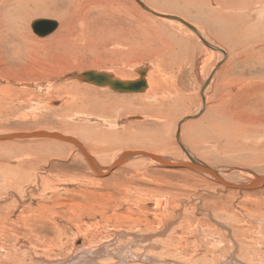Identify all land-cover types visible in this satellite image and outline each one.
I'll return each mask as SVG.
<instances>
[{
	"label": "rangeland",
	"instance_id": "374dc122",
	"mask_svg": "<svg viewBox=\"0 0 264 264\" xmlns=\"http://www.w3.org/2000/svg\"><path fill=\"white\" fill-rule=\"evenodd\" d=\"M92 1L79 0V6L76 4L71 15L75 24L78 17L83 18L78 19L79 24L84 20L95 2H105L108 8L111 4L110 0ZM121 1L123 5L125 0ZM143 2L148 6V0ZM49 4L47 0H0V29L8 28L0 42L1 133L43 130L72 136L105 168L127 150L184 160L187 157L175 138L178 124L201 111V93L213 77L204 114L182 124L184 145L200 162L234 171L238 182L264 173V72L250 65L245 42L238 50L229 51L225 59L218 58L187 29L152 16L136 0H127L126 6L136 8V29H123L122 46L114 42L101 47L93 42L96 35L92 31L88 44L82 38L83 29H64L65 20L57 16L33 14L36 8ZM169 9L161 5L156 11L182 13ZM82 10L87 11L83 14ZM192 13L190 16L196 18ZM90 16H95L94 10ZM24 18L26 29H19L18 23ZM38 18L57 20L62 26L39 38L30 27ZM146 18L173 31H150L144 24ZM15 25L44 46L23 49L9 30L16 29ZM204 31L210 42L220 45ZM145 67L150 68L151 88L142 94H118L89 84H73L72 80L85 71H108L123 79H135L136 70ZM70 87L75 93L67 90ZM198 121L201 128L193 136L188 127ZM127 136L149 143L133 146ZM0 144V264L12 257L17 264H40L39 257L67 262L74 255L72 251L82 248L100 257V252L92 250L95 246L106 252L104 259L100 258L103 264H264V219L254 216L264 213V186L249 192L225 190L198 172L167 169L144 159L129 161L97 177L75 147L65 143L27 140ZM241 169H250V173ZM233 223L244 234H237ZM136 254L141 257L135 258ZM192 258L195 261H190Z\"/></svg>",
	"mask_w": 264,
	"mask_h": 264
},
{
	"label": "bare ground",
	"instance_id": "6f19581e",
	"mask_svg": "<svg viewBox=\"0 0 264 264\" xmlns=\"http://www.w3.org/2000/svg\"><path fill=\"white\" fill-rule=\"evenodd\" d=\"M22 1V0H21ZM50 2V4L48 6L45 5V8H41L39 7V9L36 8L35 11H33V14H49V15H54L57 16L59 18L65 20V27H63L64 29H83V31H80L82 33V38L84 39V41H86V43L88 41H91V35L89 34L90 31H92L94 33V35H96L94 37L93 42L97 43L96 46H104L109 44V43H113V45L117 46L121 44L125 43V39L123 37V29H129L131 31H133L134 29H136V24H138L136 21V8L134 6L132 7H128L126 6L125 2L127 0L124 1V4L122 5V1L121 0H110V7L108 8L105 7L104 4H107L104 2L100 3V1L95 2L94 7L91 8L90 10H88V12L85 13V11H83L82 13L84 14V20L79 24V21H81L83 18L82 17H78L77 22L79 24V27H77L78 24H75L74 20H72L75 12L73 11V9H76V4L79 2V0H47ZM82 1V0H81ZM88 1V0H87ZM92 1V0H91ZM95 0H93L92 2H94ZM138 2V4L140 5L141 9H143L144 11L150 13L152 16H155L157 18H161V19H166L169 22H174L177 23L179 26H181L184 29H187L189 33L193 34L201 43L204 47H206L207 49L211 50L213 53L215 52V54L218 56V58H222L225 59L228 56L229 51L231 52L233 49L237 48L240 43L243 41L245 42V45L247 47V51H248V58H250L249 62L250 65H254L255 69H258L260 72H264V0H148L149 4L148 6L143 2V0H136ZM43 5V2H41ZM82 3V2H81ZM91 3V2H90ZM159 3V4H158ZM86 4V2L84 3ZM165 7V9L170 10L169 8L176 10V12L178 10L182 11V13H179L180 15H170V14H166V13H160L156 10H159L161 8V5ZM36 5V4H35ZM91 5V4H90ZM108 5V4H107ZM135 5V4H134ZM39 6V4H38ZM41 6V5H40ZM77 6H79L77 4ZM92 6V5H91ZM90 6V7H91ZM179 7V9H178ZM1 8V7H0ZM86 9V7H84ZM89 8V6H88ZM108 8V9H106ZM135 8V9H134ZM31 10V9H30ZM95 13V16H90V13L93 12ZM26 11V10H25ZM29 11V10H28ZM164 11V10H163ZM81 12V11H79ZM191 12L197 14L196 18H193V16L191 17ZM74 13V14H72ZM77 13V12H76ZM142 12H140L141 14ZM192 13V14H193ZM32 14V13H31ZM82 14V16H83ZM178 14V12H177ZM25 15L30 16V12H25ZM72 15V17H71ZM93 15V14H92ZM146 15V14H145ZM80 16V15H79ZM148 16V15H147ZM76 17V18H77ZM91 17V18H90ZM149 17V16H148ZM22 18V17H21ZM53 18V17H52ZM82 18V19H81ZM138 18V17H137ZM23 19V18H22ZM25 21L20 20L21 23H18V27H20L19 29H26V24H27V19L24 18ZM143 19V18H142ZM13 20V19H12ZM16 20V19H15ZM37 20H47V21H52L55 25V27L52 26V28L54 29L53 31H51V33L45 34L43 36H41V30L39 29V27L37 25H34V21ZM19 21V20H17ZM140 21V19L138 20ZM3 22V21H2ZM1 22V23H2ZM16 23V24H17ZM140 24V23H139ZM144 24L147 27V29H149L151 31V29L154 30H160L163 31L162 29H167L166 31H168L169 28L171 27H166L163 23L162 24H157V22H155L154 20H152L150 18V20L148 18H146L144 20ZM14 25V24H13ZM16 26V25H15ZM41 27V25H39ZM60 26V23L57 20H52V19H43V18H38L33 20L30 23V27L33 30L34 34L39 37V38H44L47 37L49 35H51L53 32H55ZM144 26V25H141ZM171 26V23L168 25ZM1 27V26H0ZM139 27V26H138ZM62 28V27H61ZM175 28V27H174ZM8 29V28H7ZM7 29H0V42H2L4 40V35L5 32H7ZM17 29H10L9 30L13 32L15 39H18L20 42V45H22L24 48L23 49H27L30 47H37L38 45H41L42 42H36V40L30 38L26 33H24V31ZM42 29V28H41ZM139 29V28H138ZM145 29V27H144ZM203 29H205L206 31L210 32L211 36L213 38H215L214 40L220 42L219 44H215L213 42H210L206 37H205V33L203 34L202 31H204ZM126 30V31H127ZM128 30V31H129ZM142 30V28L140 29ZM64 31V30H63ZM74 31V30H73ZM125 31V32H126ZM138 31V30H137ZM135 31V32H137ZM157 31V32H158ZM169 31H173L170 30ZM204 31V32H206ZM83 32H87L85 34H87L88 36H85ZM144 32V31H143ZM147 32V31H146ZM152 32H156V31H152ZM151 32V33H152ZM165 32V30H164ZM186 32V33H188ZM9 33V32H8ZM58 33V32H57ZM75 33V32H74ZM79 33V32H78ZM77 33V34H78ZM133 33V32H132ZM138 33V32H137ZM141 33V32H139ZM166 33V32H165ZM169 33V32H168ZM171 33V32H170ZM169 33V34H170ZM64 34V33H63ZM131 34V33H130ZM134 34V33H133ZM9 35V34H7ZM61 35V34H60ZM59 35V36H60ZM71 35V34H70ZM69 35V39L70 40L72 38V36L70 37ZM81 35V34H79ZM129 35V34H128ZM138 35V34H137ZM163 35V34H162ZM58 36V35H57ZM127 36V35H126ZM132 36V35H131ZM140 36V34H139ZM138 36V37H139ZM155 36V35H154ZM190 36V35H189ZM192 36V35H191ZM66 37V36H65ZM78 37V35H77ZM128 37V36H127ZM135 37V36H134ZM146 37V34H145ZM145 37H143V39H145ZM149 37V36H148ZM147 37V38H148ZM164 37V36H163ZM184 37V36H183ZM8 38V37H7ZM12 38V37H11ZM68 38V36H67ZM66 38V40H67ZM74 38V37H73ZM76 38V37H75ZM137 38V37H136ZM147 38L145 39L146 41H150V39L147 40ZM151 38V37H149ZM169 38V37H168ZM195 38V39H196ZM60 39V38H59ZM77 39V38H76ZM80 39V38H79ZM157 39V38H155ZM183 39V38H182ZM211 39V38H210ZM58 40V39H57ZM56 40V42H58ZM63 40V37L62 39ZM78 40V39H77ZM82 40V39H81ZM130 40V39H129ZM135 41L137 39H134ZM7 41V40H6ZM50 41V40H49ZM55 41V40H54ZM83 41V40H82ZM148 41V42H149ZM55 42V43H56ZM81 42V41H80ZM115 42V44H114ZM131 42V40H130ZM138 42H141L140 40H138ZM172 42V41H171ZM6 43V42H4ZM59 43V42H58ZM66 43V42H65ZM79 43V42H78ZM93 43V44H94ZM164 43V42H163ZM45 44V43H44ZM62 44V43H61ZM61 44H59L58 46H60ZM82 44V43H81ZM85 44V43H84ZM89 44V42H88ZM127 44V42H126ZM150 44V43H149ZM158 44V43H157ZM199 44V43H198ZM53 45V44H52ZM63 45L64 42H63ZM67 45H69L67 43ZM66 45V47H67ZM112 45V46H113ZM140 45V43H139ZM44 46V45H41ZM51 46V45H50ZM125 46V45H124ZM123 46V47H124ZM149 46V45H148ZM54 47V46H53ZM57 47V46H56ZM55 47V48H56ZM61 47V46H60ZM65 47V46H64ZM63 47V48H64ZM65 47V48H66ZM122 47V49H123ZM127 47V46H126ZM136 47H139L136 45ZM141 47V46H140ZM145 47V46H144ZM143 47V48H144ZM168 47V46H167ZM166 47V48H167ZM240 47V46H239ZM238 47V48H239ZM133 49V47H131ZM203 48V47H202ZM237 48V50H238ZM59 49V48H58ZM61 49V48H60ZM121 50V49H120ZM141 50V49H140ZM148 50V49H147ZM152 50V49H151ZM155 50V49H154ZM54 51V50H53ZM107 51V50H106ZM115 51V50H114ZM123 52V50H121ZM126 51V50H125ZM149 51V50H148ZM153 51V50H152ZM3 52V51H2ZM121 52V53H122ZM146 52V51H145ZM153 53V52H152ZM169 53V52H167ZM109 54V53H108ZM118 54V53H117ZM120 54V53H119ZM123 54V53H122ZM146 54V53H145ZM156 54V53H155ZM116 54H114L113 56H115ZM162 55V54H161ZM118 56V55H117ZM116 56V57H117ZM121 58V57H120ZM152 58V57H151ZM157 58V57H156ZM159 58V57H158ZM220 59V60H222ZM168 60V59H167ZM176 61V60H175ZM170 62V61H169ZM181 62V61H180ZM171 63V62H170ZM178 64V63H177ZM177 66V65H175ZM249 67V66H248ZM158 70V69H157ZM217 70V69H216ZM252 70V69H251ZM145 71L146 74L144 76V79L146 81V88L144 90H142L141 92L138 93H121L118 91L113 90L109 85H103V86H98L95 85L93 83L90 82H86L81 78L82 74H86V73H102V74H107L110 75L113 79L115 80H120V81H124V82H128V81H138L141 77H140V72ZM138 77L135 79H123L120 77H117V74H113L112 72H108V71H85V72H81L79 73L74 79V83H80V84H85V85H93L99 88H105V89H109L112 92L118 93V94H142V93H146L150 90L151 88V83L148 80V76H149V72H150V68H139L136 70ZM215 73V72H214ZM258 73V72H257ZM263 74V73H262ZM261 74V75H262ZM117 75V76H116ZM71 80V79H70ZM251 80V79H250ZM253 80V79H252ZM158 81V80H156ZM161 81V80H160ZM209 86L206 85V87L204 86V90L202 91V106H201V111L198 113V115H192L189 116L188 118L184 119L182 122H180L178 124V128L176 130V140L178 141V144L180 146V149L182 151V153H184V155L189 159L185 158L184 160H171V159H167L165 157H161L157 154H153L152 152H147L144 150H127L125 152H121L119 155H116L117 157L113 160V163L110 164L111 166L109 167H103L102 164L99 163L98 160H96V158H94V156L91 155L90 152H88V150H86V147L82 144L81 141L77 140L76 138L72 137V136H67L58 132H53V131H43V130H38V131H32L29 133L26 132H16V133H1L0 132V137L2 136H7V135H14L15 138H21V139H13V140H6V141H2L0 140V142H8V141H27V140H44V141H54V142H62L65 143L67 145L73 146L75 147V149L82 155L83 159L86 161V163L89 166V169L91 170V172L93 173L94 176L97 177H104L107 175V173L110 171V169L115 165H117L118 167L121 166L122 164L129 162V161H133V160H147L148 162H152L155 163L157 165H160V167H166L171 168L172 165H182L185 166V169L194 171V172H198L204 176H207L209 179H211L212 181H214L217 185H219L220 187L224 188L225 190H231V191H238V192H249V191H253L257 188H261L264 186V173L259 174V176H257L255 179L253 180H249V181H241L238 182L237 181V174H235L234 171L232 170H228L227 172L224 170H220L217 168H214L210 165L202 163L200 162V160H197L190 152V150L184 145L183 141H182V124H185L186 121L194 119V118H199L202 114H204L205 109H206V105H207V92L208 90L211 88V84L214 83L213 82V77L209 78ZM155 83V81H154ZM206 83V81H205ZM257 85V84H256ZM2 86V85H1ZM81 86V85H80ZM174 86V85H173ZM76 88V87H75ZM157 89V88H156ZM208 89V90H207ZM3 90V89H2ZM72 91V93L74 92L73 87H70L69 89ZM81 90V89H80ZM86 90V89H85ZM264 90V88H263ZM79 91V89H78ZM92 91V90H91ZM164 91V90H163ZM258 91V90H257ZM8 92V91H7ZM87 92V91H86ZM85 92V93H86ZM75 93V92H74ZM77 93V92H76ZM84 93V94H85ZM91 93V92H90ZM4 94V93H3ZM79 94V93H78ZM83 94V95H84ZM152 94V93H151ZM254 94V93H253ZM92 95V94H91ZM102 95V94H101ZM153 95V94H152ZM72 98H76L77 96L73 97L74 95H70ZM85 96V95H84ZM89 96V95H87ZM86 97V96H85ZM91 97V96H90ZM98 97V96H97ZM103 98V97H102ZM101 98V99H102ZM127 98V97H126ZM201 98V97H200ZM75 99V100H76ZM91 99V98H90ZM100 99V98H99ZM106 99V97H105ZM104 99V100H105ZM108 99V98H107ZM151 99V98H150ZM93 100V99H92ZM176 100V99H175ZM260 100V99H259ZM90 101V100H89ZM146 101V100H145ZM99 102V101H97ZM101 102V101H100ZM99 102V103H100ZM105 102V101H104ZM118 102V101H117ZM140 102V101H139ZM110 103V102H109ZM112 103V102H111ZM58 103H54V105H57ZM104 104V103H103ZM108 104V103H107ZM200 104V103H199ZM97 105V103H96ZM95 104L93 106H96ZM105 105V104H104ZM154 105V104H153ZM91 106V105H90ZM101 105H99L100 107ZM98 107V106H97ZM102 107V106H101ZM131 107V106H130ZM93 108V107H92ZM178 108V107H177ZM102 109V108H100ZM179 109V108H178ZM177 111V110H176ZM214 112V110H213ZM131 115V114H130ZM142 115V114H141ZM217 116V115H216ZM146 117V116H145ZM221 118V117H220ZM143 119V118H142ZM157 119V118H156ZM217 119V118H216ZM240 119V118H239ZM141 120V119H140ZM155 120V119H154ZM134 121V120H133ZM104 122V121H103ZM214 122V121H213ZM156 123V122H155ZM204 123V122H203ZM120 125V124H119ZM143 125V124H142ZM165 125V124H164ZM167 125V124H166ZM260 125V124H259ZM121 127V126H120ZM135 127V126H134ZM144 127V126H143ZM174 127V126H173ZM136 128V127H135ZM138 128V127H137ZM201 128V122L198 121L194 124H192L191 126L188 127V129L190 130V132H197L199 131V129ZM203 128V127H202ZM133 129V128H132ZM141 130V128H139ZM149 129V128H148ZM144 130V129H143ZM150 130V129H149ZM148 130V132H149ZM123 131V130H122ZM151 132V131H150ZM149 132V133H150ZM187 132V129H186ZM189 132V131H188ZM195 132V133H196ZM203 132V131H202ZM36 133V134H35ZM46 133V135L44 134ZM136 133V132H135ZM142 133V131L140 132ZM195 133H193V136L195 135ZM125 135H127V133H123ZM138 134V133H137ZM136 134V135H137ZM148 133H145V137L148 138V135H146ZM190 134V133H189ZM188 134V135H189ZM121 135V134H120ZM130 135V134H129ZM132 135V134H131ZM134 135V136H136ZM143 135V133H142ZM141 135V136H142ZM158 135V134H157ZM150 136V135H149ZM192 136V137H193ZM27 137H34V138H27ZM37 137H44V138H37ZM124 137V136H123ZM126 137V136H125ZM129 138V136H127ZM133 137V136H132ZM138 137V136H137ZM136 137V139H137ZM106 138V137H105ZM112 138V137H111ZM131 138V137H130ZM129 140L127 142H130V144H135L137 145H144L147 144L149 142H146L143 139H138V140ZM134 138V137H133ZM139 138V137H138ZM141 138V137H140ZM144 138V137H143ZM215 138V137H214ZM94 139V138H93ZM155 139V138H154ZM144 142H143V141ZM146 140V139H145ZM119 142V141H118ZM117 142V143H118ZM21 143V142H20ZM109 143V142H108ZM114 143V142H113ZM4 144V143H3ZM45 144V143H44ZM92 144V143H91ZM102 144V143H101ZM162 144V143H161ZM1 145V144H0ZM52 145V144H51ZM97 145V144H96ZM157 149L159 148V144ZM156 145V146H157ZM95 146V145H94ZM134 146V145H133ZM166 146V145H165ZM97 147V146H96ZM143 147V146H141ZM151 146H149L150 148ZM153 147V146H152ZM161 147V145H160ZM164 147V146H163ZM90 148V147H89ZM98 148L100 149L99 145ZM145 148V147H143ZM165 149V147L163 148ZM151 150V148H150ZM157 151V150H156ZM161 151V150H158ZM42 152V151H41ZM67 153V152H66ZM97 153V152H96ZM60 154V153H59ZM63 155V154H62ZM104 157V156H103ZM115 157V156H114ZM75 158V156H74ZM52 159V158H51ZM53 160V159H52ZM28 162V161H27ZM218 166V165H217ZM216 166V167H217ZM165 168V169H166ZM174 169V168H173ZM87 171V170H86ZM239 171H242L243 173H250V169H241ZM89 172V171H88ZM237 172V171H236ZM90 174V173H89ZM243 175V174H242ZM22 176V175H21ZM26 176V175H25ZM250 178V177H249ZM57 180V179H56ZM16 182V181H15ZM23 182V181H22ZM59 182V181H58ZM119 187V186H118ZM52 189V188H51ZM54 189V188H53ZM6 191V190H5ZM129 191V190H128ZM54 193V192H53ZM80 193V192H79ZM58 195V194H57ZM56 196V195H55ZM53 197V196H52ZM221 198V197H220ZM12 199V198H11ZM49 199V198H47ZM170 199V198H169ZM47 201V200H46ZM247 202V201H246ZM26 203V202H25ZM42 203V202H41ZM40 203V204H41ZM150 203V201H149ZM175 203V202H174ZM17 204V203H16ZM18 205V204H17ZM148 205V204H147ZM16 207V206H15ZM28 207V206H27ZM51 207V206H50ZM169 207V206H168ZM45 208V207H44ZM48 208V207H47ZM46 208V209H47ZM52 208V207H51ZM51 208H49L50 210H52ZM151 208V207H150ZM21 209V208H20ZM25 209V208H24ZM55 209V208H54ZM66 210V209H65ZM158 210V209H157ZM39 211V210H38ZM45 211V209H44ZM48 211V209H47ZM23 212V211H22ZM51 212V211H50ZM41 213V212H40ZM43 213V212H42ZM22 214V213H21ZM48 214V213H46ZM254 214V213H253ZM37 215V214H36ZM39 215V214H38ZM45 215V212L44 214ZM49 215V214H48ZM58 215V214H57ZM26 216V215H25ZM47 216V215H46ZM56 216V215H55ZM254 216H256L259 219H264V213L260 212V213H256L254 214ZM65 217V216H64ZM36 218V217H35ZM4 219V218H3ZM24 219V218H23ZM56 219V218H55ZM35 220V219H34ZM3 222H5L3 220ZM28 222V221H27ZM44 222V221H43ZM64 222V221H63ZM23 223V222H22ZM52 224V223H51ZM82 224V223H81ZM2 225V224H1ZM0 225V226H1ZM36 225V224H35ZM53 225V224H52ZM104 225V224H103ZM24 226V225H23ZM233 226L235 228L236 233H242L244 234V231L240 228L237 229L238 224H234ZM54 227V226H53ZM189 227V226H188ZM56 228V227H55ZM54 228V229H55ZM67 228V227H66ZM2 229V227H1ZM5 229V228H4ZM3 229V230H4ZM63 229V228H62ZM168 227H166L164 230H167ZM7 232V231H6ZM13 232V231H12ZM2 233V231H1ZM4 233V231H3ZM24 232H22L23 234ZM77 233V232H76ZM111 233V232H110ZM118 233V232H117ZM8 234V233H7ZM11 234V233H10ZM9 234V235H10ZM116 234V233H115ZM147 234V233H146ZM6 235V233H5ZM61 235V234H60ZM59 235V236H60ZM117 235V234H116ZM128 235V234H127ZM12 236V235H11ZM38 236V235H37ZM99 236V235H98ZM111 236V235H110ZM135 236V235H134ZM145 237V235H143ZM105 237V236H104ZM114 237V236H112ZM253 237V236H252ZM3 238V237H2ZM38 238V237H37ZM59 238V237H56ZM150 238V237H149ZM5 239V238H4ZM61 239V238H60ZM226 239V238H225ZM53 240V239H52ZM59 240V239H57ZM141 240V239H140ZM55 242V241H54ZM58 242V241H57ZM56 242V243H57ZM60 242V241H59ZM77 242V241H76ZM75 242V243H76ZM83 242V241H82ZM91 242V241H90ZM119 242V241H118ZM147 242V241H146ZM51 243V242H50ZM49 243V244H50ZM86 243V241L84 242ZM95 243V242H94ZM106 242H104L105 244ZM63 244V243H62ZM89 244V243H88ZM51 245V244H50ZM76 245V244H75ZM143 245V244H142ZM54 246V245H53ZM57 246V245H56ZM65 246V245H63ZM72 246V245H71ZM83 246V245H82ZM94 246V245H93ZM107 247V245H104V247ZM50 248L52 246H49ZM70 247V246H69ZM68 247V248H69ZM77 247V246H76ZM84 247V246H83ZM123 247V246H122ZM150 247V246H149ZM95 248V249H94ZM109 248V247H108ZM96 250L98 253L100 252V257H98V255H94L95 252L93 251H89L88 249L82 248L80 252H76V251H72V254L74 253V255L71 257V259H66L67 262H65L63 258H61V262H55V260H53L54 262H52V260L50 261L47 259H40L38 258V262L40 261V264H91V263H95V264H103L101 263V259H104V255L106 252L102 251V247H92V250ZM114 249V248H113ZM264 249V248H263ZM73 250V249H72ZM148 250V249H147ZM52 251V250H51ZM63 251V250H62ZM76 252V253H75ZM5 253V251H4ZM19 253V252H18ZM71 253V252H70ZM113 253V252H112ZM123 253V252H120ZM118 254V253H117ZM141 254V253H140ZM139 254V255H140ZM144 254V253H143ZM149 254V253H146ZM107 255V254H106ZM109 255V253H108ZM123 255V254H122ZM139 255H135V258H140L141 256ZM57 256V255H56ZM155 256V255H154ZM5 257V256H4ZM22 257V255H21ZM127 257V256H126ZM9 258V257H8ZM51 258V257H50ZM70 258V257H69ZM101 258V259H100ZM113 258V257H112ZM110 258L111 260H114ZM117 258V256H116ZM145 258L149 259L150 261L152 260L150 258V255H145ZM56 259V258H55ZM109 259V258H108ZM107 259V260H108ZM109 259V261H110ZM124 259V258H123ZM158 259V258H157ZM193 259V258H192ZM228 259V257H227ZM8 261H5L6 264H17L15 263L14 258L12 257L11 259H8ZM43 260V261H42ZM117 259H115L114 261H116ZM134 260V259H133ZM146 260V259H145ZM37 261V260H36ZM59 261V260H56ZM97 263H96V262ZM113 261V262H114ZM140 261V260H139ZM190 261H195V259L190 260ZM128 262V261H127ZM133 262V261H132ZM135 262V261H134ZM3 263V260H2ZM109 263V262H108ZM125 261H116V263H110V264H124ZM130 263V262H129ZM106 264V262H105Z\"/></svg>",
	"mask_w": 264,
	"mask_h": 264
},
{
	"label": "water",
	"instance_id": "95a60500",
	"mask_svg": "<svg viewBox=\"0 0 264 264\" xmlns=\"http://www.w3.org/2000/svg\"><path fill=\"white\" fill-rule=\"evenodd\" d=\"M33 24L39 27V29L42 32L41 36L51 33V31L54 30L52 28V26L54 25L52 21L37 20V21H34ZM39 25H41V27ZM53 27H55V25ZM145 74H146L145 71L140 72L141 78L138 81H133V82L131 81L124 82L120 80H115L110 75L102 74V73H94V72L82 74L81 78L86 82H90L98 86L109 85L113 90L121 92V93H138L146 88L147 84L144 79ZM44 134L46 135V133ZM27 138H34V137H27ZM37 138H44V137H37ZM13 139H21V138H15L14 135H7V136L0 137V140L2 141L13 140ZM117 167L118 166L114 164V166L110 169V171H113ZM171 168H185V166H182V165L173 166L172 165Z\"/></svg>",
	"mask_w": 264,
	"mask_h": 264
}]
</instances>
